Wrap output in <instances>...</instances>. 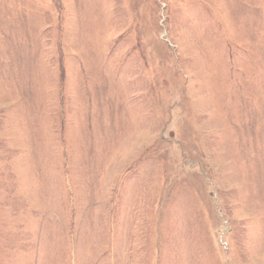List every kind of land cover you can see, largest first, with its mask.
<instances>
[{
  "label": "rangeland",
  "instance_id": "rangeland-1",
  "mask_svg": "<svg viewBox=\"0 0 264 264\" xmlns=\"http://www.w3.org/2000/svg\"><path fill=\"white\" fill-rule=\"evenodd\" d=\"M0 264H264V0H0Z\"/></svg>",
  "mask_w": 264,
  "mask_h": 264
},
{
  "label": "bare ground",
  "instance_id": "bare-ground-1",
  "mask_svg": "<svg viewBox=\"0 0 264 264\" xmlns=\"http://www.w3.org/2000/svg\"><path fill=\"white\" fill-rule=\"evenodd\" d=\"M112 200V199H111Z\"/></svg>",
  "mask_w": 264,
  "mask_h": 264
}]
</instances>
